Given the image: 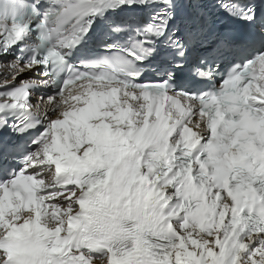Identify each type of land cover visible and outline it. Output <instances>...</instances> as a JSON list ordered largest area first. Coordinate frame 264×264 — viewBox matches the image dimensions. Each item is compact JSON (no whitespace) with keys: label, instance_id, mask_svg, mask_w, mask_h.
I'll return each mask as SVG.
<instances>
[{"label":"snow or ice","instance_id":"1","mask_svg":"<svg viewBox=\"0 0 264 264\" xmlns=\"http://www.w3.org/2000/svg\"><path fill=\"white\" fill-rule=\"evenodd\" d=\"M0 264H264V0H0Z\"/></svg>","mask_w":264,"mask_h":264}]
</instances>
